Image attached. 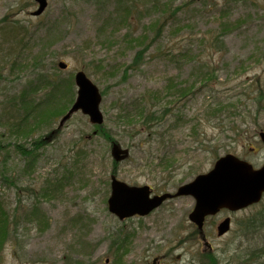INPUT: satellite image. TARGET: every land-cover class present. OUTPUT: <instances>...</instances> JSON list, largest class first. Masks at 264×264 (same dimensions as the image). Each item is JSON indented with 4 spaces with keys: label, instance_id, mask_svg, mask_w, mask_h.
<instances>
[{
    "label": "rangeland",
    "instance_id": "obj_1",
    "mask_svg": "<svg viewBox=\"0 0 264 264\" xmlns=\"http://www.w3.org/2000/svg\"><path fill=\"white\" fill-rule=\"evenodd\" d=\"M130 2L47 0L48 6L35 16L30 13L38 7L35 0H0V200L12 216L36 200L26 185L34 192H43L49 182L54 188L39 198L48 223L19 218L21 211L16 212L0 264H148L157 255L162 264H190L191 252L208 251L188 218L194 199L178 196L145 217L120 221L107 207L111 174L128 184L174 191L207 172L215 153L230 152L255 165L264 161L257 135L264 127V94L258 95L259 89L264 92V0H132L135 12ZM154 19L162 24L156 40L145 30ZM224 25H236L224 37L225 49H204L198 38ZM141 36L143 42L135 43ZM18 38L25 44L24 54L32 58L41 53L43 69L57 78L85 71L102 90V128L128 149V157L113 167L111 142L94 134L95 125L80 111L61 127L57 119L34 132L45 142L34 163L16 149V143L29 146L34 137L25 140L12 130V115H21L12 96L17 98L28 81L25 72L14 75L4 66ZM143 47V57L135 62ZM199 59L217 66V80L195 89L181 103L180 117L173 115L147 132L138 126L135 132L119 120L118 106L139 94L161 90L171 78L191 82ZM62 60L66 67L59 68ZM71 89L75 95L74 78ZM215 100L229 104L230 111L213 115ZM195 124L205 136V148L198 143L201 135L191 133ZM162 157L172 163L164 167ZM261 200L226 213L231 228L224 235H216L217 217L208 219L205 231L213 247L203 264H247L246 253L264 250V229L243 228L247 218L264 210V196Z\"/></svg>",
    "mask_w": 264,
    "mask_h": 264
},
{
    "label": "trees",
    "instance_id": "obj_2",
    "mask_svg": "<svg viewBox=\"0 0 264 264\" xmlns=\"http://www.w3.org/2000/svg\"><path fill=\"white\" fill-rule=\"evenodd\" d=\"M96 1L99 3H105V0ZM130 4L135 12V9L137 8L136 3H133L131 0ZM126 11H128V13L132 12L128 9H126ZM158 19L149 21L145 27L146 31L150 30L154 33V36H152L153 40L158 38L160 29L162 28V24ZM125 20L126 18L124 17V21ZM234 27H236V25H234ZM234 27L224 25L223 27H220L221 29L219 28L218 31H212L209 33L207 35L208 37L202 35V37L198 39L200 40L201 45H204V49L216 48L223 51L225 49L223 48L225 46L224 37L227 32L232 30ZM144 38L145 36H141L135 41L130 40L129 43L132 41L135 43L137 41L143 42ZM15 47L17 48L16 50L8 51L9 55L5 59L6 64L4 66H7V69L14 75L19 72H25V77L28 81L26 86L20 89V94L17 98L13 99L15 95L12 96L13 104L20 106L21 108L20 117H18L17 113L12 115L13 118L16 119L12 130L15 135L20 138L24 137L25 140L30 136L33 137V135L34 137L29 142V146H26L23 143L20 144L19 142L14 146H16V149L21 154L30 156L28 159L30 161L29 163H34V161L38 158L39 149L45 143L44 139L41 136H35L34 132L45 126H52L54 121L59 119L64 113L63 110L69 106L67 103H72L74 101V93L71 89L73 85V75L69 74L65 78H57L54 76L53 72L48 73L45 69H43L42 58L40 57L41 53L37 56H32V58L29 54H24L26 48L25 44L22 43V38H18V42L15 40ZM145 49L146 48L143 47V49L137 50L135 62H138V60L143 57V51ZM254 58L255 61L257 57ZM197 62L199 63L192 72L194 73V77L191 82L186 79L176 80L171 78L167 80V82L165 81L166 83H164L161 90L139 94V96L130 101L129 104L118 106L119 120L128 125V127L131 125L130 127L134 128L135 132H137V126L140 128L142 127V129L147 132L152 131L154 127L162 124V122L169 120L173 115H175V117H180L179 111L181 109L179 108L182 106L181 103L183 104V101L189 96H193L195 89L198 90L199 87L204 88L211 84H215L217 80V74L215 72L217 66L213 67L212 62L210 61L201 62L199 59ZM261 90L262 89H259L258 95L264 94ZM67 93H69V95ZM65 97H68L66 101L64 99ZM215 105V108L212 110L213 115L220 112L230 111L229 104H225L223 100H215ZM93 132H99L108 142L115 141L112 139L109 132L105 131L102 126H95ZM191 133L193 134V137L201 135L202 139H198V143L201 147L205 148L206 146L202 144L203 137L205 136L201 134L202 132H200L197 124L193 126ZM152 134H154V132ZM86 138L87 136L81 137L80 139L85 140ZM79 151L81 150L79 149ZM81 152H83V150ZM218 153H215V158L218 157ZM159 161L161 165H164V167L166 165L165 163H172L170 159L166 160L165 158L163 159V157L160 158ZM112 163L113 167L117 165L114 161ZM51 185L52 184L49 182L48 186L42 187L43 192L40 188L39 191L37 190V192H34L35 188L26 185L25 189H27L30 193H35L36 200L29 206H26L25 209H21V212L16 209L12 216L4 209L3 202L0 200V253L5 246V242L11 238L10 227L13 223H16V212H20L18 215L21 217L19 218H35L37 220L39 219V221H42L43 223H48L46 220H43V214L41 213V210H39V198H45L54 191V188L52 189ZM245 227L247 230L250 229L252 232L261 230L262 228L264 229V210L261 213L259 212V215L255 217L253 216L247 218L243 228ZM206 257L208 256L206 255ZM209 258L210 257H208V259ZM262 258L263 260H260ZM243 259L247 264H262L264 262V250L254 248L250 252L246 253Z\"/></svg>",
    "mask_w": 264,
    "mask_h": 264
},
{
    "label": "water",
    "instance_id": "obj_3",
    "mask_svg": "<svg viewBox=\"0 0 264 264\" xmlns=\"http://www.w3.org/2000/svg\"><path fill=\"white\" fill-rule=\"evenodd\" d=\"M36 1L39 6L32 12L33 15H38L47 6L46 0ZM58 66L64 68L66 64L62 61ZM73 78L77 89L75 101L60 118L58 126L61 127L78 110L88 116L90 123L101 125L104 120L100 110V89L83 70H77ZM259 135L264 143V129ZM110 153L116 162L129 154L126 148L116 142L112 143ZM110 185L107 207L120 220L134 214H147L167 198L188 194L194 198L195 203L188 213L189 219L201 229L205 217L215 214L220 208L234 211L260 201L264 193V163L261 167L254 168L252 163L232 153L220 155L208 172L197 174L192 180L179 185L174 194L165 191L151 196L149 185H130L119 180L113 173ZM229 221V218H225L219 223L217 234L221 235L229 229Z\"/></svg>",
    "mask_w": 264,
    "mask_h": 264
},
{
    "label": "flooded vegetation",
    "instance_id": "obj_4",
    "mask_svg": "<svg viewBox=\"0 0 264 264\" xmlns=\"http://www.w3.org/2000/svg\"><path fill=\"white\" fill-rule=\"evenodd\" d=\"M155 193H160L159 191H155ZM226 213H228L227 212V210L226 209H224V208H222V209H220V211H218L217 212V214H215V215H212V216H210L209 215V217H206L205 218V220H204V228H203V232H197V234L198 235H200V238H201V240L203 241V244H204V246H206V249L208 250L207 252H209V251H211V249H212V247L213 246H211L210 245V242L208 241L209 239H208V232L207 231H205V228H206V222L208 221V219H210V218H212V217H217V220L218 221H220V219L221 218H223V217H226L227 216V214ZM217 221V222H218ZM217 226V225H216ZM215 227V226H214ZM215 229H216V227H215ZM194 234H195V232H194ZM185 240H187L186 238H185ZM207 243V244H206ZM126 245V244H125ZM207 252H205V249H203L202 251H200V253L199 254H195V253H190V264L192 263V264H203L204 263V260L205 259H208V257H206V255L208 256V253ZM206 254V255H205ZM153 257H156L157 258V261H156V263L155 264H162V256H153ZM152 257V258H153ZM181 257V254H179V255H176L175 257H174V260L176 261V260H179V259H181L180 258ZM151 258V260L148 262V264H151V262H152V259ZM106 261H108V258H106L105 259ZM209 260V259H208Z\"/></svg>",
    "mask_w": 264,
    "mask_h": 264
}]
</instances>
